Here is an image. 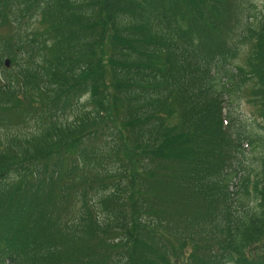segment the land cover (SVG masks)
Instances as JSON below:
<instances>
[{"label":"trees","instance_id":"16d2710c","mask_svg":"<svg viewBox=\"0 0 264 264\" xmlns=\"http://www.w3.org/2000/svg\"><path fill=\"white\" fill-rule=\"evenodd\" d=\"M237 8L0 0V264H264V16ZM245 88L261 123L233 133Z\"/></svg>","mask_w":264,"mask_h":264},{"label":"rangeland","instance_id":"374dc122","mask_svg":"<svg viewBox=\"0 0 264 264\" xmlns=\"http://www.w3.org/2000/svg\"><path fill=\"white\" fill-rule=\"evenodd\" d=\"M238 2V8L236 11V27H241L243 25V30L249 25V20L251 16H256L258 18L264 16V0H237ZM14 33H15V27L11 24H3L0 26V41L4 38H9L14 40ZM241 52L236 60L238 63H244L245 60H247V57L250 53V50L252 49V45L250 41H243L240 43ZM5 52L0 47V61H3V64L0 63V78L4 76L6 73V76L8 75V72H11V70L14 68V65L10 63L9 68H6L4 65V61L10 59L9 57H6L4 54ZM7 106V104H3L2 106ZM10 107V104L8 105ZM226 112L229 115L230 120L233 123L232 130L233 133L236 131H240L243 128H246L247 131H258L257 123H261V120L258 118L257 115V109L255 104L251 103L249 100V89L245 88L244 92L238 96V98L235 100V98L232 100V102L227 104ZM7 117L8 125L11 130H17V131H23V132H29V129L33 126V115H28L27 120L30 122L29 124H24L21 117L15 114H3ZM74 115L71 114L69 116L70 119H73ZM66 117H63L62 119L65 120ZM1 129V128H0ZM104 137V135H102ZM6 136L2 137V141H5ZM1 151V150H0ZM244 166L249 168H257V162L255 161V158L251 156H246L243 158ZM243 182V175L242 178L239 179L237 187L234 188L235 192H241ZM231 190V189H230ZM231 193V191H230ZM234 194L231 193V197H233ZM196 234H198V230L196 229Z\"/></svg>","mask_w":264,"mask_h":264},{"label":"water","instance_id":"95a60500","mask_svg":"<svg viewBox=\"0 0 264 264\" xmlns=\"http://www.w3.org/2000/svg\"><path fill=\"white\" fill-rule=\"evenodd\" d=\"M5 65H6V67L10 66V60L9 59L5 61Z\"/></svg>","mask_w":264,"mask_h":264}]
</instances>
